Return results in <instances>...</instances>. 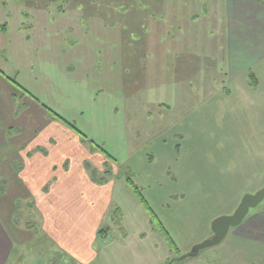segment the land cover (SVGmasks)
Segmentation results:
<instances>
[{"label":"crops","instance_id":"crops-1","mask_svg":"<svg viewBox=\"0 0 264 264\" xmlns=\"http://www.w3.org/2000/svg\"><path fill=\"white\" fill-rule=\"evenodd\" d=\"M53 1L58 0L49 3ZM82 1L90 2L84 11L80 8ZM82 1L66 0L70 4L68 10L57 8L49 15L43 12L47 5L34 7L27 5L31 3L29 0H0V182L9 181L15 196L33 195L34 208L44 216V223H33L28 228V222L24 223L32 239L23 246L24 264H161L162 259L166 261L174 252L152 226L149 213L123 179L116 181L107 176L103 183L94 181L96 157L82 149L80 134L54 118L53 114L61 117L55 96L61 91L56 85L92 83L95 78L108 84H124L126 77L142 84L156 83L152 78L161 77V69L159 65H153V70H149L151 66L147 68L149 53L152 58L153 54L168 53L171 61L170 53L175 58L177 53L183 54L180 50L189 53L187 41L175 45L179 33L189 27L204 31L201 42L207 43V47L199 51L217 57L209 66H220L226 77L236 78L246 71V64L264 55V50L259 49L264 47V6L256 0H211L207 14L201 12L200 0H168L177 8L187 9L180 11L170 6L166 12L152 13L156 18L152 15L150 20L154 25L157 23L152 27H146L145 20L137 18L139 12L140 15L145 12L135 6L132 16H136L133 18L136 24L126 23L125 30L115 33L113 43L124 45L126 50L132 46L135 49L130 53L136 55L131 62L146 57L145 63L118 61L119 68L114 74L107 67L103 71L98 69L97 65L101 63L98 52L107 53L111 45L103 50V46L96 45V38H87L109 36L110 17L114 13L102 14L92 8L96 0ZM36 8L40 11L33 12ZM129 35L136 37L135 41ZM38 61L40 67H36ZM104 62L116 64L113 57ZM203 65L198 64L196 70H188L187 64L177 70L169 66L172 72L168 83H183L200 76ZM21 75L25 83L35 86L36 92L50 98L52 103L46 106L24 90L14 79ZM250 76L255 85L254 76ZM70 150L73 155H69ZM7 164L11 173L5 168ZM49 181L50 187L46 185ZM6 195L5 192L0 196V264H14L22 261L24 253H19L16 247L19 231L16 223H11L18 208L17 197L7 210L1 202ZM109 214L112 219L122 214V223L117 218L111 220ZM173 244L177 249L174 241ZM206 252L202 264H264V209L230 228L221 243ZM209 257L214 258L211 263Z\"/></svg>","mask_w":264,"mask_h":264},{"label":"rangeland","instance_id":"rangeland-1","mask_svg":"<svg viewBox=\"0 0 264 264\" xmlns=\"http://www.w3.org/2000/svg\"><path fill=\"white\" fill-rule=\"evenodd\" d=\"M29 1L31 3L27 5L34 7H39L37 4L47 5L43 12L49 15L57 8L61 10L63 7L66 11L70 7L66 0L52 3H49L50 0ZM200 1L201 12L208 14L212 1ZM256 2L264 6L262 0ZM89 3L82 1L81 11L86 10ZM170 3L168 0H96L92 3L91 7L102 14L114 13L110 17L109 36L102 39L87 37L96 38V45L103 46V50L111 45L107 53L98 52V61L101 60L97 63L98 69L103 71L107 67L115 74L119 68L118 61L143 65L146 57L131 62L136 55L130 53L135 49L131 45L126 50L124 45L113 43H116L115 33L125 30L126 23L136 24L133 19L136 16H132L135 6L145 12L142 15L139 12L137 18L144 19L146 27H152L154 24L150 17L153 14L166 12L170 6L178 7ZM39 9L33 12H39ZM177 9L184 11L187 8ZM27 11L31 12L30 9ZM117 13L125 17H119ZM195 23L198 21L195 20ZM194 31L197 35L193 34ZM201 33L204 31L189 27L176 37V46L187 41L188 55L184 54V50H180L183 54L177 53L176 58L174 53H170L173 56L171 61L168 53L153 54V58L149 53L147 68L151 66L149 70H153V65H159L161 69L162 76L152 78L156 83L142 84L135 78L126 77L124 84H108L95 78L91 79L96 81L92 83L56 85L61 91L55 93L59 114L84 136H81L82 149L91 157H96L92 179L98 183H103L107 176L116 181L131 179L148 208L175 242L179 251L166 261L162 259L161 264H202L203 253L219 244L201 250L194 258L179 260V257L190 252L194 245L212 237L210 226L215 219L232 215L245 195L264 188V55L258 61L246 64L242 75L226 77L224 68L209 66L215 63L216 56L199 51L207 47V43L201 42ZM129 37L132 41L136 39L131 35ZM169 38L172 39L171 34ZM259 49L264 50V47ZM111 57L116 64L104 65V60ZM185 64L188 70H196L198 64H204L199 69L201 75L190 77L183 83H168L172 69H180ZM40 66L38 61L36 67ZM251 74L256 80L255 85ZM14 79L46 106L52 103L50 98L40 96L35 86L25 83L22 75ZM65 139L70 137L65 136ZM91 142L111 156L113 162L104 158ZM69 155H73L71 150ZM5 168L10 169L8 164ZM8 182H0V196L7 193L1 202L8 210L13 198L17 197L16 215L11 220L7 211L6 222L11 220V223H16L14 226L19 231L16 247L19 253H24L23 246L32 242L24 223L28 222L26 228L33 223H44V216L34 208L33 195L15 196L12 194L14 188H10ZM50 183L46 185L50 187ZM263 209L264 200L250 209L246 217ZM121 215L116 214L114 221L117 218L122 223ZM31 258L34 256L31 255ZM24 259L25 253L22 261L14 264H24ZM213 260L209 257L208 263Z\"/></svg>","mask_w":264,"mask_h":264},{"label":"water","instance_id":"water-1","mask_svg":"<svg viewBox=\"0 0 264 264\" xmlns=\"http://www.w3.org/2000/svg\"><path fill=\"white\" fill-rule=\"evenodd\" d=\"M263 200L264 188L254 194L245 195L232 215L219 217L211 223L210 229L212 237L210 239L194 245L190 252L179 257V260L194 258L201 250L220 244L228 234L230 228L239 226L245 219L249 210L256 208Z\"/></svg>","mask_w":264,"mask_h":264},{"label":"trees","instance_id":"trees-1","mask_svg":"<svg viewBox=\"0 0 264 264\" xmlns=\"http://www.w3.org/2000/svg\"><path fill=\"white\" fill-rule=\"evenodd\" d=\"M254 80V78H253ZM35 101H37V99H35ZM38 102V101H37ZM49 111V109H48ZM54 118L56 120H58L60 123H62L63 125L67 126L69 129L73 130L75 133L80 134L81 136L82 133H80L78 130H76L73 126H71L69 123H67L65 120H63L61 117H59L56 114H53ZM84 137V136H83ZM91 145L93 147H95L96 149H98L103 156L109 160V161H113V159L100 147H98L97 145H95L94 143L91 142ZM126 185L130 188V190L133 192V194L136 196V198L138 199V201L140 202V204L145 208V210L149 213V217H150V221L152 222L151 224H154L158 229V231L160 232V234L164 237V239L166 240V242L168 243V245L171 247L172 251L174 253H177V249L175 248V245L173 244V241L171 240V238L169 237V235L167 234V232L164 230V227L162 226L161 223L158 222V220L156 219L155 215L151 212V210L147 207L146 202L144 201V199L142 198L139 190L137 189V187L134 185V183L131 181V179L126 178L125 179ZM156 222V223H153ZM37 246V245H35Z\"/></svg>","mask_w":264,"mask_h":264}]
</instances>
